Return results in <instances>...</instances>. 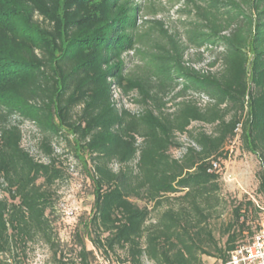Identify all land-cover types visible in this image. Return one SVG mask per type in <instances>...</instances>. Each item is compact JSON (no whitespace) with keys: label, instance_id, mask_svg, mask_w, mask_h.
<instances>
[{"label":"trees","instance_id":"1","mask_svg":"<svg viewBox=\"0 0 264 264\" xmlns=\"http://www.w3.org/2000/svg\"><path fill=\"white\" fill-rule=\"evenodd\" d=\"M187 3L186 41L162 27L166 42L140 75L125 71L123 56L142 38L134 0H0V264L39 239L59 255L48 219L52 186L65 178L55 139L90 162L94 186L75 254L61 252L58 264H95L98 254L122 264L230 261L251 228L242 203L216 237L224 200L214 163L239 136L260 157L264 197V0ZM189 49L219 54L204 71L186 62ZM25 122L48 163L23 147ZM183 147L182 158L172 155Z\"/></svg>","mask_w":264,"mask_h":264},{"label":"rangeland","instance_id":"2","mask_svg":"<svg viewBox=\"0 0 264 264\" xmlns=\"http://www.w3.org/2000/svg\"><path fill=\"white\" fill-rule=\"evenodd\" d=\"M139 5L140 10L137 18L138 33L142 35L140 44L137 45V52L125 53V71L143 74L145 63L149 59L151 52L157 51V46L164 45L166 40L160 34L164 27L170 33L176 34L179 40L185 42V31L187 24L194 19L193 15L183 13L184 10L191 11V4L187 0H134ZM149 14V15H148ZM148 15V16H146ZM151 20V22H145ZM156 22V23H153ZM185 60L193 68L208 71L209 63L218 56V51L189 49L185 52ZM221 70L218 64L213 72ZM189 97L199 99L202 103L207 102V98L189 93ZM115 99L119 100L132 112H137L139 106L133 103V97H121L119 92L115 93ZM198 123L193 127H199ZM207 132L212 131V126H203ZM23 133V147L37 160L44 163L49 161L41 151L39 144L41 135L30 123L25 122L21 126ZM71 139H73L71 137ZM180 141L187 146L190 142L186 135L179 137ZM53 146L56 150L57 161L64 171L65 178L52 186V208L48 212V219L56 236L59 255L67 258L74 256L77 243V235L83 229V222L88 220L94 206V186L91 179L92 166L86 158L76 156V152L66 141L55 139ZM185 147L173 149L172 155L182 158ZM226 152L228 158L217 162V170L220 175L221 198L224 200L222 207V217L215 218L211 222V228L215 230L216 237L221 239L223 231L229 222L233 221V209L240 204H244L247 214V226L251 228V233L246 232L243 238L239 239V244L249 243L258 231L264 228V197L259 193L258 174L261 171V160L258 154L248 152L244 143L237 136L231 141ZM117 168V166H115ZM1 183V179H0ZM253 205L249 206L248 203ZM140 205L144 203L140 202ZM252 236V237H251ZM226 238H222L224 244ZM86 246L93 249L89 241ZM55 252L49 248L42 240L29 242L25 247L17 245L14 253L2 257L13 264H58ZM205 264H222L216 258L204 256ZM145 260V259H144ZM95 264H122L115 256L109 260L98 254ZM144 264H154L148 260Z\"/></svg>","mask_w":264,"mask_h":264},{"label":"built area","instance_id":"3","mask_svg":"<svg viewBox=\"0 0 264 264\" xmlns=\"http://www.w3.org/2000/svg\"><path fill=\"white\" fill-rule=\"evenodd\" d=\"M217 163H214L216 169ZM227 264H264V228L243 245L230 253V261Z\"/></svg>","mask_w":264,"mask_h":264}]
</instances>
